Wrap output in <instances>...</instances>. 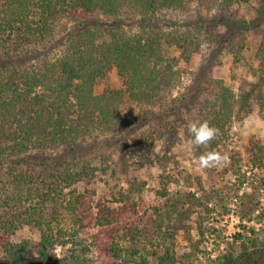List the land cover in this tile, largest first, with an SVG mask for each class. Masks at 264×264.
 Returning <instances> with one entry per match:
<instances>
[{
	"label": "trees",
	"instance_id": "trees-1",
	"mask_svg": "<svg viewBox=\"0 0 264 264\" xmlns=\"http://www.w3.org/2000/svg\"><path fill=\"white\" fill-rule=\"evenodd\" d=\"M241 3L253 11L248 20L235 8ZM258 19L264 20V0H0V264H48L54 243L77 237L90 214L89 190L69 189L91 183L97 158L124 174L130 160L139 169L156 163L165 172L176 158L155 146L176 142L182 124L207 120L219 129L200 146L187 130L197 158L224 142L232 123L254 112L264 119V28L250 61L239 29ZM68 23L76 28L67 29ZM57 31L62 34L54 54ZM223 49L233 65L245 59L254 77L247 90L234 93L209 74L211 55ZM112 71L118 85L107 80ZM245 158L264 168V146L250 140ZM168 182L166 175L160 178L163 200L144 214L146 225L136 219L121 230L131 248L112 236L104 264H264V229L254 228L235 233L211 259L202 239L206 231L214 237L205 223L209 201L223 204L220 194L213 188L169 194ZM131 185L115 199L126 201L120 209L96 203L99 227L126 212ZM248 198L239 208L251 218L258 201ZM130 204L134 210L135 202ZM63 219L71 222L68 228L59 225ZM24 227L38 234L37 244L13 241ZM145 233L149 238L139 248L135 243ZM54 264L96 263L71 253Z\"/></svg>",
	"mask_w": 264,
	"mask_h": 264
},
{
	"label": "rangeland",
	"instance_id": "rangeland-1",
	"mask_svg": "<svg viewBox=\"0 0 264 264\" xmlns=\"http://www.w3.org/2000/svg\"><path fill=\"white\" fill-rule=\"evenodd\" d=\"M246 6L244 3L239 5L235 4V8H238L246 20H248L253 11H248ZM107 19L100 17V22L108 26L110 25V20ZM257 21L258 23H254L252 26L243 24L239 27L245 37L244 47L246 50L244 54L248 61L254 56L253 53L256 50L255 43L260 36V30L264 28V20L258 19ZM131 27L133 31H136V26ZM69 28L70 30H74L76 27L68 23L67 29ZM124 28L127 29V27ZM61 34V32L58 34V31L54 34L57 37L54 40L56 42L55 45H52L54 47L52 53L54 54L59 51L58 40L61 38ZM199 61L200 58L196 57L193 60L192 67L194 68ZM212 61L216 62L213 63ZM244 61L245 59L233 65L232 55L226 49H223L211 55L207 68H210L209 74L211 76L222 79L226 85H229L233 89L234 93L238 94L241 88L247 90L248 85L254 81V77L249 72V68ZM107 80L112 85H118L119 83L114 71L110 72ZM188 83L189 79L184 77L183 85H187ZM183 89L181 87L179 90L183 91ZM178 92L175 90L173 94L176 95ZM188 129L186 123L182 124L178 128L176 142L171 145H166V143L163 145L162 141V144L159 142V145L157 144L155 146V151H160L161 155H174L176 158L175 164H169L165 172H162L163 170L156 163L139 169L130 165V160V162L126 163L130 169L127 174H124L120 166L114 165L111 161L107 165L105 163L103 164L97 158L93 162L97 170L91 183L88 185L77 184L69 189L72 190L75 188L77 192L89 190L87 201L91 206L89 210L90 214L84 220V225L80 226L78 235L72 242L65 244L54 243L52 248L48 250V254L52 256H49L50 260L48 264H54L55 259L71 253L85 255L93 259L96 264H104L111 258L106 252V247L111 243L112 236H115L120 240V243L122 242L124 246L126 245L130 249L132 245L131 243H124L127 239L123 240L121 238L123 236L121 230L124 231V228L127 229L126 227H133V222L136 219L137 224L141 227L146 225L145 219L147 217L145 218L144 214L146 216L150 214L153 207L160 204L163 200L157 191L161 190L159 180L162 176L165 177V175L169 178V182L166 185V191L169 194L190 191L199 195L201 194L199 189L210 192L212 188L220 194V199H222L223 204L219 202L216 205L213 200L209 201V206L212 208V211L209 219L205 223L207 227L215 231L213 233L214 237L210 236V233L206 231L202 239L204 247H206L208 239L213 240V257L223 253L226 243L232 240L235 233L244 232L249 228H254L256 231L264 229V168L253 167L247 163L245 158V148L250 140L258 141L264 146V119L260 118L257 112H254L244 117L241 122L232 123L229 127L228 137L224 142L218 144L214 150V152L220 153L224 159L220 163L207 168L200 167L199 161L192 153L191 145L186 138ZM127 151H130V148ZM241 174L244 175V182L238 192H236L234 185L241 178ZM187 177L190 178L189 181ZM128 181L132 184V195L130 196L131 201L126 204V212L118 217V220L113 222L111 226L107 228L99 227L95 221L97 211L96 203L104 202L109 207L120 209L126 201L118 202L115 199L118 193L127 194L129 192L127 191L130 185ZM250 196H253L258 201V206L251 218H247L248 215H246L243 209L239 208V203L241 199L244 202L247 201ZM132 202L136 204L134 210L131 209L130 203ZM140 217H144V219L139 223ZM59 225L68 228L71 222L69 219H63ZM117 232L118 234H115ZM148 238V233H145L143 236L141 235L135 245L140 248L141 244L146 243ZM24 239L35 244L39 240L38 234L31 231L28 227L18 230L13 236V241L15 242H20ZM214 241L216 242L214 243ZM32 257L34 259L38 257L35 250L32 253Z\"/></svg>",
	"mask_w": 264,
	"mask_h": 264
},
{
	"label": "clouds",
	"instance_id": "clouds-1",
	"mask_svg": "<svg viewBox=\"0 0 264 264\" xmlns=\"http://www.w3.org/2000/svg\"><path fill=\"white\" fill-rule=\"evenodd\" d=\"M188 128L192 137L191 142L195 146L206 145L219 133V129L215 126H212L207 120L191 121L188 124ZM222 159H224V157H222L220 153L214 151L202 153L197 157L199 166L202 168H207L218 164Z\"/></svg>",
	"mask_w": 264,
	"mask_h": 264
},
{
	"label": "built area",
	"instance_id": "built-area-1",
	"mask_svg": "<svg viewBox=\"0 0 264 264\" xmlns=\"http://www.w3.org/2000/svg\"><path fill=\"white\" fill-rule=\"evenodd\" d=\"M212 245H213V240L212 239H208V243H206V247H205V249H206V252L208 253V256L211 258V259H214V258H216L217 256H215V257H213V251H212V249H213V247H212ZM213 254V255H212Z\"/></svg>",
	"mask_w": 264,
	"mask_h": 264
}]
</instances>
